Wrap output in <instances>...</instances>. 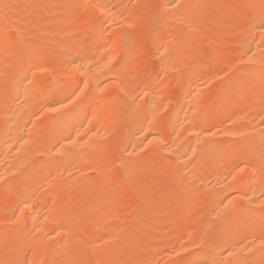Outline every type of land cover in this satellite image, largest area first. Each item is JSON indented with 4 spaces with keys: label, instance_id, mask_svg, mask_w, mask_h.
<instances>
[{
    "label": "rangeland",
    "instance_id": "rangeland-1",
    "mask_svg": "<svg viewBox=\"0 0 264 264\" xmlns=\"http://www.w3.org/2000/svg\"><path fill=\"white\" fill-rule=\"evenodd\" d=\"M120 1L118 2V0L116 1L112 0L114 4L111 2V7L112 6L117 7L115 8L114 12H117L116 14L119 15L116 16V18L119 19L115 18L113 19V21L110 18L103 19L102 16L100 18V15L97 13V10L94 9L92 2H90L89 0H51L50 2L49 0H8V2H6L5 0V2L2 3L5 5L1 4L3 7H1L0 5V9L2 8V10H0L1 11L0 25L4 26V27L0 26L1 29L0 36L2 35L4 36V38L6 37L9 38V39L7 38L6 40L4 39L5 43L3 42V40L0 41V57H1L0 58V69H1L0 70L1 72L0 73L1 76L0 77V104H1L0 105V110H1L0 111V143L3 141V138L7 136L6 134L7 129L10 134L12 132L11 127L14 126L13 130L16 131L17 129L21 128L18 127L19 125L21 126V123L22 126L29 124L28 128L31 127L32 129H29L27 131L30 132L31 130L34 138V139L32 138L31 139L32 142H30L29 138L32 137L31 132L30 135L27 134L28 133L26 131L27 128H25L26 133L24 131L25 133L24 137L26 138V135L30 136V137L27 136L28 139L27 138L26 139L27 142L29 141L31 143V145L27 144L26 142L27 146L25 145V147L23 148L24 150L17 155L18 157L16 156V154L11 153V151L8 152V150L7 152L6 151L0 152L1 153L0 177L3 176L2 179L0 178L1 179L0 180V264H6V263L9 264V262H13L14 264H18V263L26 264L29 263L32 258H34L32 260H34L36 264H46L45 262H48L49 259H50L49 260L50 262H48L49 264H51V262L54 261H55L54 264L56 262L57 264H64V263L65 264H146V263L148 264L150 260L151 261L153 260L152 261L153 264L155 263L174 264L173 262H175V264H180L182 260L183 261L181 262V264H187V261L190 258V256L193 255V252L195 253V251L197 252L198 250L203 249L202 247H206L207 245L211 244V242L220 233L219 231H221L220 228H222L221 226L223 222L229 219L230 220L233 219L234 222L237 223V227L226 232L227 234L226 233L223 234L225 236L222 237H224V239L227 241L229 240L231 242H236V243L239 242L238 243L239 248L240 245L242 246L245 244L246 234L247 231L249 230L251 222L255 218L254 217L255 212L250 213V215L249 214L247 215L246 213L247 215L246 216L245 213L243 214L242 212H237L236 210L238 209L239 205L241 208V204L239 203H242V207L245 205L243 204L245 203V201L242 200H244V198L247 195H251L249 194L250 190L236 193L235 190L230 191L231 188L226 189V193L228 194V196L233 192L234 195L232 194L231 196H229L230 198L228 196H226L227 198L226 197L224 198L225 200L223 202L226 201V203L221 202L224 206L221 203H219L217 200L215 201L217 203H214L215 200L214 196L217 194L220 196L225 191V189H222L223 191L222 192L220 190L221 187L226 185L231 186L233 182H235V180L237 181L239 178L245 179V177L247 178L249 177L248 179L252 177H253L252 179L254 180L257 179L258 181L256 180L255 183L258 184L259 182L261 185V188L259 187L260 185L258 186L259 189L264 191L263 189L264 180L262 181V183L260 182L262 178L264 179V172H263L264 169L262 171V168H264V144H263L264 141L261 143V146L258 147L256 150H253L252 146L250 144L248 145L247 142H245L246 144L242 142L243 140L242 138H245L247 135L254 133L255 130L258 129L257 126H260L259 127L260 129L261 127L262 129H264V66H263L264 55H262V61H261L262 64L260 63L261 66L260 67L256 66L260 64H252L250 62H247L246 59L243 58L244 51L241 46L243 44V41L247 39V37L245 36V34L247 33L244 30H247L250 24L252 22H255L256 16L259 14L260 9L264 6V0H231V1L230 0H209V1L194 0V1H188L185 4H183V6H181L178 9V11H176V13L175 12L171 13L170 11L168 10L166 11L164 9L165 7H163V5L166 3L165 2L166 0L165 1L164 0H128V1L120 0ZM203 2L205 4H203ZM196 3L198 7L194 5ZM204 5L205 7H203ZM192 8H197V9L193 10ZM47 9H50L49 12ZM254 9H256L255 12H253ZM88 10H89L88 12L89 16L87 13ZM120 12H121V16H120ZM123 14H125V16ZM122 16L123 19L124 18L127 19V20L124 19L125 22L122 19ZM89 17L91 18L88 19ZM42 19L44 20L42 21ZM108 20L110 22H108ZM19 22H22L21 26L24 25L23 26L24 28L22 27L23 29H21V27H18V24H20ZM88 22H90L89 26H88ZM38 23L42 25V27L38 25ZM192 26H198V28L196 27L192 28ZM15 27L17 29L20 28L21 30L18 29L17 31ZM155 27L158 28L156 29ZM91 29L96 30V33L91 31ZM193 29L195 30L193 31ZM157 30H158V34H156ZM105 31L106 34H104ZM124 31L125 33H123ZM159 31L161 33H159ZM10 33L13 34V36L11 35L10 37ZM256 33L254 34L255 36H253V39L255 38V40H253L255 42L253 43L256 44L260 43V45L262 43L263 45L264 39L262 38L264 37L262 36L260 37L261 33L260 35H258L259 34L258 32ZM128 34L129 36H127ZM159 35H162V37L160 36L161 37L160 38ZM14 36L16 37V39ZM12 37L14 38V40H12L13 39ZM112 37L115 38L116 41L115 39L113 40ZM245 37L246 39H244ZM107 38H110L109 41L112 39L110 41L111 43H109ZM125 38H127V40ZM259 39L261 40V42ZM101 41L102 43L107 41L109 44L115 45L113 46L114 52L116 51V47H117V51L119 53L117 51L116 52L118 54H116V52L111 53V58L112 59L113 57L115 58L113 59L114 61L112 62V69L115 74L121 77L116 78V80H114V82H110L109 85L108 83L103 84V86L101 84V87H99L101 90H99L98 88L99 98L97 100H94L92 102V105H94L93 103H98V101L100 102V104L99 105L97 104L98 109L95 106L96 104L94 105L95 109H97L96 111L93 109L94 107H92L91 109L92 112L96 114L100 119L96 115L93 116L94 114L91 112L93 114L92 115L90 113L91 111L90 110L89 115L93 116L94 118L92 117L93 118L92 119L89 116V118L85 121L84 126L81 128L82 130L79 129L80 131L78 132L76 131L77 129L73 131L70 130L73 133L74 132L78 134L82 133L83 135H85L84 133L86 132L87 134L88 133L97 134L98 135L96 139L98 144L97 149L100 151H97L96 149L97 152L95 151L94 153L97 154L95 156L92 155L93 152L89 153V150L87 149L84 152V154L87 152L85 154L87 161L83 159L85 158L84 154L83 157H78V156L72 157L71 161L70 159L62 161L61 157L57 156L56 154H55L56 156L53 154L55 157L52 155L49 158V156H46L45 152L43 153L44 150H41L45 145L42 143L46 142L45 139L48 137V134L50 135V132H52V130L56 132L57 129L54 130L52 126L46 124V119L57 118L62 114V111H60V115H59V111L57 113L56 111L47 112L46 109H44L45 108L44 105L46 104V102L50 103L55 99L58 100L62 97L65 98L66 96L71 95L73 94L72 92H74V89L70 88L68 90L61 91V93L60 92L58 93L55 91V85L52 84L51 81L55 77L61 78L62 81L63 79L66 80L67 76L65 74L67 73L68 75L69 72L71 73L70 63H72L71 60L73 59V57L70 60L69 58L71 57L69 56L70 54L73 53V51L77 52L75 54L73 53L75 56L76 54L79 56V57L76 56V58L78 57L77 59L83 58L85 55L88 58L89 57L91 59L93 58L92 60H96L95 62H98V59L96 58L97 56L94 55V51L95 48L98 45H100ZM160 41L162 42L160 43ZM63 43L66 44L67 48L64 47ZM67 44L70 48H68ZM159 44H161L160 47ZM7 45H9V47ZM130 46L131 49L134 51H130ZM138 47L140 48V50L135 49ZM158 48H161V50ZM262 49L264 51V47H262ZM126 50L128 52L130 51V53L132 52L133 55L128 54ZM158 50H160V52H158ZM6 51L8 54L6 53ZM70 51H72V53ZM174 51H178V52L175 54ZM31 52L33 55L31 54ZM171 53H172V57L176 55L175 57L177 59L175 57L171 58ZM261 53L263 54L262 51ZM27 55L30 58L32 56L34 57V58L32 57L33 58L32 60L34 61L35 66L33 65L34 68L30 70L31 71L30 74L35 72H40L39 74H41V76L43 77L42 80L45 79V82H42V84L44 85L41 84L40 85L41 87L39 86V91H38L39 106L36 105V107L37 109L40 110L37 111L35 110L36 108H33L34 111L32 112L31 115L32 117L34 115L35 116L33 118L30 116V121L27 122L24 118V115H21V113H18L17 115L18 111L16 110V115H15L16 123L14 122L13 119L11 123L13 122L12 124L14 125L10 126L9 123L8 124L9 126L8 125L4 126L6 125V123L5 124L3 123L5 122L6 119L5 113L7 114V111H5V106L10 101V99L14 97L13 94H11L13 90L9 91L12 87V83H13L12 79L16 77L15 76L13 78L14 74L16 73L15 70H19L25 65V62H23V60L25 59L24 61H26L28 57ZM166 56L170 58L169 60L170 62L172 59L173 63L172 62L170 63L169 61L168 63L165 62L166 60L164 59L165 58L168 59ZM180 57L182 58L181 60L179 59ZM174 59L176 60V62L174 61ZM163 60L167 64V68H164L166 67V65L165 63H163ZM121 62H123L124 64L126 63V69L124 68V64H122ZM18 66L19 67L22 66V67L19 68ZM42 66L44 67L48 66V67L44 68ZM168 66H170V68L172 67L171 70L170 69L168 70L169 68ZM56 67L57 70L55 69ZM246 69L251 71L254 70L255 76L254 78L243 79V83L245 84L246 88L241 91H237L235 89L236 87L231 86L229 83H231L233 81V78H235L236 76L235 72H237L238 75L239 73L242 72L241 70H246ZM12 71L14 72V74H11L13 73ZM125 71L128 73H125ZM257 71L259 75L257 74ZM60 72L62 75L60 74ZM191 72L195 74L196 72H198L197 73L199 76L198 83L202 84L200 85V88L202 87L203 91L201 90V93H199L198 94L199 96H197V100L193 102L194 105L192 104L193 107L195 108L190 107L191 109L189 110V112L191 113V115L193 114L196 117L202 116L201 118L204 117L208 118L207 119L208 125L206 124L207 127L209 128V126H211L210 130L212 132L219 131L218 133L222 135V138L221 136H219V134L215 135L217 141L214 140L213 138L214 136L212 137L213 140L212 138H209L208 141L210 139L215 143L220 141L222 147L223 144L225 145L223 150L226 151L231 149L229 148L231 144L232 146L235 145V148L233 150L234 152L233 154L235 155V157L233 158V160L226 163V168L223 171H219L217 169H211V171L208 170L212 174L207 173L205 171L209 169L208 166L206 169V165L208 164H205V162L202 164V162L197 160L198 159L197 154L196 156L194 155L195 157L193 156L194 158L190 160L191 162L188 163L189 165H186L187 167L186 168L185 166H182L178 162H176L174 156L163 150L165 148H169L170 145L172 146V142L170 141V139L172 140L174 136L176 137L179 135V137H181V139L185 143H188L190 141L188 137H191V134L190 131H188V127L186 124L183 123L185 127L182 124L180 126L181 128L180 127L178 128L177 126V129L182 130L181 132L177 129L176 132L170 129L174 127L173 124H172L173 126L171 125V114L177 107L180 106V102H182L183 99L182 96L184 94H183V90H181V87H183L182 84L184 83L186 76H188L189 73ZM54 73H56V75ZM58 74H60L61 76H59ZM63 74L66 76L65 78ZM126 74L128 75V79L125 76ZM3 75L5 77L8 76V78L7 77L5 78ZM230 76L233 78H231ZM17 80L20 81V79L18 78ZM81 80H82L81 84L84 86L85 82L83 83V81L86 80H83V78H81ZM116 81L120 85H122L121 82H124V85H126V83H128L129 81V83L126 86L127 88L128 87L130 88L129 89L130 91L128 90L129 93L126 90H123L126 89L125 87L121 89L122 88L121 86H119L118 84L116 85ZM200 81H202V83H200ZM151 82H152L151 87L152 89L154 88L155 94L159 93L155 96L159 95L157 98L158 100H160V102L156 100V103L157 102L159 103H157L158 105H156L157 106L155 110L156 120H154L155 122L154 124L167 127V129L170 131V135L168 133L169 131H167V135H165L166 137L163 141L165 145L162 144L163 143L162 142L161 144L158 143L157 145L159 146H157L155 142H154L155 144L151 143L153 141L143 140L146 137L143 138V136H136L135 134L132 136L133 134L132 132L134 131V126L132 124L131 127H128L130 126L128 125V123L129 122L132 123L133 121L135 122L140 116V114L143 112V108H142L143 104L142 103L140 104L139 101L142 98L141 96L142 94L140 92L141 89L144 88L145 84L147 83L150 84ZM45 83L47 85H45ZM87 83H88L87 85L85 83L84 87H86V89L84 90L88 91L86 93H89V87L91 92L92 85L89 82ZM111 83L114 85H112ZM227 84L228 86H231L230 87L231 89L229 87L228 89L226 88ZM83 86H81L82 88L81 87L80 88L83 89ZM105 86L108 87L106 88ZM156 86L158 87V89H155L157 88ZM105 88L107 91H105ZM215 89L216 91L218 90V92L220 91V93L218 94V92H216ZM80 91L81 90H79V92ZM85 91L83 92V95L75 96V98L78 99L81 97L79 99L81 101L83 96H85ZM133 91L135 93H133ZM130 92L133 94L130 95ZM115 93H118L117 94L118 96ZM106 94L108 95V97H114L115 99L122 96L119 99H117L119 101L114 105L112 111L113 113L109 118L107 117L109 115L108 114L109 110L105 105V100L104 102L101 101L103 100V98L107 97ZM11 95L12 97L10 98ZM137 96L139 97L141 96V97L139 98ZM6 97L10 99H7ZM130 99L132 100V102L130 101ZM216 99L217 100L220 99V100L217 101ZM2 100L4 101V103L2 102ZM79 100H76V102H79ZM135 100L137 101L138 104L134 102ZM42 104L44 105L41 106ZM2 105L3 106L5 105L4 108ZM100 105L102 106L100 107ZM42 109L45 111H43ZM193 109L194 111H192ZM18 110L20 112V109ZM211 111H213V113ZM222 112H224L225 114H223ZM233 115L235 116V118ZM113 118L115 120H113ZM238 118L241 120H239ZM35 119L37 121H35ZM88 120L90 122H88ZM93 120L97 121L95 122L96 124L94 123ZM104 121H106V123H104ZM18 122L19 124H17ZM32 123L33 124L36 123V125L30 126V124L33 125ZM107 123L108 126L106 125ZM181 123L182 122H180L179 124ZM93 124L95 125V128L94 126H92ZM97 124H99L100 127ZM233 124L235 125L234 128H233L234 126ZM229 125L232 128L231 134H229L230 128L227 130V128L230 127ZM96 126L100 130L101 128L106 127L107 130L106 129L105 130L107 132H105L104 129L103 131L97 130ZM33 127L37 128V130H35V128ZM250 127L255 128L254 131ZM92 128L93 130H91ZM129 128L130 129L132 128L131 130L132 134L129 133L130 132ZM152 128L153 129L151 128L150 129L156 130V127L152 126ZM236 128L240 132L237 130L236 131L242 134L240 135L237 134V132L234 131ZM242 128L243 129L250 128L252 131H250V129L249 130L246 129V131L244 130L246 133L243 131L245 133L244 134L243 132H241L243 130ZM151 130H148L146 134L149 135L148 132ZM21 131L22 130H19L18 132ZM58 131L60 133V130ZM227 131L229 133H227ZM67 132L69 133L68 130ZM99 132L102 136L98 134ZM151 132L150 134H152ZM63 133H66V131ZM103 133L104 134L107 133V134L104 135ZM143 134L145 136V133ZM126 135L127 137L129 136L128 139ZM238 135L239 136L243 135V136L240 139ZM253 136L256 137L255 134ZM133 137L137 140L136 141L137 143L135 142V139H133ZM138 139L140 141H138ZM126 140L128 142H125ZM226 140L229 142L228 144L226 143L227 142ZM36 141H38L39 143H37ZM98 141L101 142L102 144H105V141H107L105 146L107 144L108 145L106 147L104 146V148H102L101 150L99 146H103V145H100ZM165 141L168 143H165ZM240 142L243 143L244 145H242ZM128 143H130L131 146ZM148 143L149 145H147ZM1 144H0L1 146L0 151H2ZM198 144L200 145V148L198 147L199 146ZM198 144H197V149H198L197 153L200 151L199 149L202 150L201 146H203L204 142L199 141ZM236 144H238V146ZM214 145L217 146L218 148V145L216 144ZM228 145L230 146L228 147ZM220 146L221 145L219 143V147ZM28 147L31 148L29 149ZM140 147L141 150H139ZM136 148L138 150H136ZM221 148H219V150ZM2 149L5 150V148ZM145 151L147 152V154L145 153ZM7 153H9V155ZM88 153L89 155L87 156ZM21 156L22 158H20ZM94 156L95 159H93ZM138 156H140V158ZM87 157L92 159L93 161L91 160L92 162H90V160ZM196 157L197 159H195ZM260 158H262V160L259 161ZM17 159H20L18 160L19 162L16 161ZM49 159H51L52 161L55 160L53 162L56 163V166L54 165L51 166L52 164L49 165L48 166L49 168L46 167L47 170L46 169L42 170L43 173L41 174V177H39L40 175L38 176L39 179L36 177L37 179L33 178L35 179L33 180L32 175L34 177V174L37 173L39 167L43 166L45 164L44 163L45 160L48 161ZM74 159L76 160L74 161ZM143 159L144 161H142ZM88 160L90 163L88 162ZM226 160H227L226 156H220L218 158V163L225 164ZM66 161L70 163L67 164ZM194 161L196 163L199 162V164L195 166L196 163ZM191 163L192 164L194 163V165L191 166ZM249 163H250V167L254 166L257 163L256 164L257 166L255 165L257 170L255 168L253 169L254 172L248 173L247 169L249 168L248 167ZM8 164H10L11 166L10 168H12L13 166L12 169H14V167L18 168L17 172L15 171L16 169H14V171L10 169ZM69 164L70 165L72 164L71 165L72 167ZM125 164L128 165L127 166L128 168L126 166L124 167ZM240 164L241 165L244 164L242 165L243 169L245 168L244 171L242 170L241 168L242 166ZM245 164L248 168L245 166ZM19 165L22 167H20ZM84 165L85 168L82 167ZM198 165H200L201 168ZM202 165H205V168H203ZM28 167H32V168L26 169ZM184 167L185 169H183ZM195 167H198L197 168L198 172L195 170L196 169ZM77 168H79L80 170L78 169L77 171ZM199 168L203 169L201 170L202 173L199 171ZM8 169H10V171ZM190 169H192L193 171L191 172ZM28 170L29 173H27ZM213 170H215L214 174L212 172ZM240 170H242V172ZM11 171L13 173H11ZM56 171H57V176L55 173ZM75 171L76 173H73ZM194 171H196L197 173L196 179H195V174H193L194 178H192L191 175L192 173H194ZM257 171H260V174L263 172L262 178L259 177L261 176L259 172L256 173ZM7 172H9L10 174ZM23 173L24 175L28 174L27 177L29 178H27L26 175L24 177H26L27 179H31L29 181L27 179L26 180L28 181V184H31L33 188L31 194L32 195L31 201L35 209L37 208L35 210L37 217L40 213L41 215H39L38 218L42 216L41 218L45 220V218L49 219V217L52 215L51 219L56 221V222L53 221L52 226L54 227L48 228L49 230L47 234H45V236H39L35 229L32 230L33 228L32 226H30V224H26L25 228H28V230L27 229L21 230L16 227L17 225L15 223L16 218L22 209L21 204L23 203L22 200L23 198H21L23 196L18 194H23L25 190V188L22 190L23 187L21 185V179L23 180L24 178L22 175ZM69 173L70 175H68ZM48 174L51 176H48ZM117 175H119L120 177ZM13 176H15L16 178H14ZM19 176H21L22 178ZM52 176L54 179H52ZM48 178L52 180L50 181ZM197 179L200 182L196 181ZM91 180H94V182H92ZM221 180L224 182H222ZM2 181L4 182L3 183L4 185L1 183ZM10 181L13 182V183L11 182L12 185L13 184L17 185V186L13 185L14 187L12 186L14 189H16V191L13 192L14 194L12 193L14 189L11 188L12 190L10 191V188H8L10 186L5 187L7 191L5 190L4 187H2L5 186V184L7 185L8 183L10 184ZM65 181L67 183H65ZM251 181L253 182V180ZM215 182H217L218 184L217 186ZM223 183L226 184L224 185ZM77 184L79 186H77ZM228 191L231 193H228ZM252 191L253 193H255L254 192L255 190ZM245 192H247L248 194L247 193L245 194ZM259 193H257L256 191V194ZM235 194H237L236 196L238 198L235 197ZM256 194H254V196ZM224 195L225 194H222V196H220L222 197V200ZM8 197H10L11 199H8ZM175 198L177 199L175 200ZM263 198L264 197L262 196L261 201ZM238 201L239 203H237ZM38 204L41 206H39ZM215 204H217L218 208L216 207ZM260 205L261 208L258 207L259 211L264 208L263 207L264 205L262 204ZM219 210L221 212H219ZM216 213L218 214V216ZM105 218L106 220H108V222L106 221L105 223H100V220ZM50 225L51 224H49L48 227ZM64 227H66V229L68 227L69 228L67 230H63L65 229ZM13 228L17 231L16 233L13 230ZM19 232H21L22 234H18ZM261 233H263L264 235V223L261 224V228L258 232V241L260 242L263 241L262 244L260 245L259 248H256V250L254 249V251L252 250V252H250L249 254L247 255L244 254L246 255L245 258L246 257L248 258L246 262L247 264L248 263L264 264V260L263 259L261 260V258L259 257L261 255V257L264 258V252H262V250H264L263 249L264 236L262 238ZM59 236L60 238L65 236V238H62L60 240ZM56 237H58L59 239H57ZM241 239L244 242L243 241L241 242ZM54 240L56 242H54ZM61 241L64 242L60 244ZM28 242L30 244L26 248ZM57 242L59 244H56ZM54 244L57 246V248L55 247ZM64 244L65 246H63ZM149 245H154L151 251L147 250ZM236 250H237L236 253L235 250L232 251L233 256L224 255V254H222L221 256L219 254L218 255L219 257L215 258L216 261L218 259L217 264H231L232 262H233L232 264L244 263L246 261L244 256L243 259L245 260H243L242 262H240L241 260H238L240 257L238 255H240L241 253L243 255V252H240V250L237 248ZM56 252H57L56 254L57 256L56 255L54 256ZM37 255L39 257H37ZM51 255H52V259H51ZM235 255L237 257H235ZM222 257L224 259H222ZM57 258H60V260L58 259L59 260L58 261ZM241 258L242 257H240V259ZM227 259L230 260L227 261ZM250 259H252V261ZM24 260L26 263L24 262ZM38 260H40L39 263H37Z\"/></svg>",
    "mask_w": 264,
    "mask_h": 264
},
{
    "label": "bare ground",
    "instance_id": "bare-ground-1",
    "mask_svg": "<svg viewBox=\"0 0 264 264\" xmlns=\"http://www.w3.org/2000/svg\"><path fill=\"white\" fill-rule=\"evenodd\" d=\"M51 0H49V2H50ZM90 2H92V4H93V7H94V9H96L97 10V13L100 15V18H101V16L103 17V19L105 18V19H108V18H110V19H112V21H113V19H115L116 18V16L118 15V14H116L117 12H114V10H115V8H117V7H114V6H112L111 7V2H112V0H89ZM114 1V0H113ZM116 1V0H115ZM120 0H118V2H119ZM128 1V0H127ZM165 1V0H164ZM188 1H194V0H166L165 2V6L163 5V7H165L164 9L167 11H170L171 13H173V12H175L176 13V11H178V9L181 7V6H183V4H185L186 2H188ZM207 1H209V0H207ZM231 1V0H230ZM229 1V2H230ZM5 2V0H0V5L2 4V3H4ZM6 2H8V0H6ZM12 2V1H11ZM199 2V1H198ZM254 2V1H253ZM43 3V2H42ZM86 3H87V1H86ZM113 4H114V2H112ZM120 3H121V1H120ZM125 3V2H124ZM123 3V4H124ZM192 3H194V2H192ZM210 3V2H209ZM231 3V2H230ZM122 4V5H123ZM203 4H205L204 2H203ZM212 4V3H211ZM224 4V3H223ZM260 4V3H259ZM2 5H5V4H2ZM1 5V7H3ZM194 5H196L197 6V3L196 4H194ZM213 5V4H212ZM226 5V4H225ZM207 6V5H206ZM114 7V8H113ZM194 7V6H193ZM198 7V6H197ZM201 7H202V5H201ZM203 7H205V5L203 6ZM217 7V6H216ZM219 7V6H218ZM221 7H222V5H221ZM260 7V6H259ZM190 8H191V6H190ZM120 9V8H119ZM163 9V8H162ZM193 10L194 9H197V8H192ZM191 9V10H192ZM210 9V8H209ZM253 9V8H252ZM0 10H2V8L0 9ZM48 10V12H49V10L50 9H47ZM95 10V11H96ZM91 11V10H90ZM256 11V9H254L253 10V12H255ZM1 12V11H0ZM89 12V10L87 11V13ZM124 12V11H123ZM61 13V12H60ZM119 13V12H118ZM141 13V12H140ZM43 14V13H42ZM45 14H46V12H45ZM63 14V13H62ZM93 14V13H92ZM250 14V13H249ZM258 14V13H257ZM124 16H125V14H123ZM127 15V14H126ZM141 15V14H140ZM88 16H89V13H88ZM119 16V15H118ZM120 16H121V12H120ZM133 16V15H132ZM3 17V16H2ZM1 18V17H0ZM87 18V17H86ZM91 17H89L88 19H90ZM93 18V17H92ZM121 18V17H120ZM127 18V17H126ZM3 19V18H2ZM82 19V18H81ZM109 19V20H110ZM116 19H119V18H116ZM122 19H123V16H122ZM125 19V18H124ZM123 19V20H124ZM163 19V18H162ZM44 19H42V21H43ZM108 20V22H110ZM125 20H127V19H125ZM125 20H124V22H125ZM1 21V20H0ZM116 21V20H115ZM162 21V20H161ZM122 22V21H121ZM124 22H123V24H124ZM127 22V21H126ZM5 23V22H4ZM20 24H18V27H21V29H23L24 27V25L23 26H21V24H22V22H19ZM89 23L90 22H88V26H89ZM95 23V22H94ZM198 23V22H197ZM196 23V24H197ZM253 23H255V24H253ZM42 24V23H41ZM43 24H44V22H43ZM121 24V23H120ZM131 24V23H130ZM164 24V23H163ZM162 24V25H163ZM252 24V25H251ZM250 24V26L247 28V30H244L247 34H245V36L247 37V39H246V37L244 38V39H246V40H244L243 41V44L241 45L242 46V48H243V51H244V57L243 58H245L246 59V61L247 62H250V63H252V64H262V55H264V51H263V49H262V47H264V42H263V40H262V42H263V45H262V43H261V45H260V43L259 44H256V43H253V42H255V41H253V40H255V38L253 39V36H255L254 34L256 33V32H258L259 34L258 35H260V33H261V35H260V37L262 36V37H264V6L260 9V11H259V14L256 16V18H255V22H252ZM38 25H40L39 23H38ZM128 25V24H127ZM126 25V26H127ZM160 25V24H159ZM0 26H3V25H0ZM41 27H42V25H40ZM108 26H109V23H108ZM121 26V25H120ZM119 26V27H120ZM131 26V25H130ZM133 26V25H132ZM156 26H158V25H156ZM200 26V25H199ZM4 27V26H3ZM2 27V28H3ZM23 27V28H22ZM98 27V26H97ZM111 27H112V25H111ZM163 27V26H162ZM193 27H196V28H198V26H192V28ZM16 28V27H15ZM88 28V27H87ZM92 28V27H91ZM95 28H96V25H95ZM95 28H93V29H95ZM129 28H131V27H129ZM156 29L158 28V27H155ZM195 28V29H196ZM17 29V28H16ZM18 29H20V28H18ZM18 29H17V31H18ZM20 29V30H21ZM93 29H91V31H93V32H95L96 33V30H93ZM110 29V28H109ZM195 29H193V31L195 30ZM1 30V29H0ZM3 30V29H2ZM4 30H6V29H4ZM101 30V29H100ZM108 30V29H107ZM127 30V29H126ZM125 30V31H126ZM160 30V29H159ZM197 30V29H196ZM13 31V30H12ZM11 31V32H12ZM111 31V30H110ZM110 31H109V33H110ZM125 31L123 32V33H125ZM163 31V30H162ZM170 31V30H169ZM8 32H10V31H8ZM87 32V31H86ZM6 33V32H5ZM13 33V32H12ZM94 33V34H95ZM127 33H128V31H127ZM159 33H161L160 31H159ZM170 33V32H169ZM104 34H106V31L104 32ZM103 34V35H104ZM156 34H158V30H157V32H156ZM179 34V33H178ZM257 34V33H256ZM11 35L13 36V34H11L10 33V37H11ZM86 35H87V33H86ZM91 35H92V32H91ZM96 35V34H95ZM126 35V34H125ZM162 35H163V33H162ZM162 35H159V37L161 36L162 37ZM109 36V35H108ZM118 36V35H117ZM127 36H129V34L127 35ZM126 36V37H127ZM192 36V35H191ZM190 36V37H191ZM257 36V35H256ZM15 37V36H14ZM101 37V36H100ZM160 37V38H161ZM258 37V36H257ZM8 37H6V38H4V36H0V41H2L3 40V42H4V39L6 40ZM13 38V37H12ZM158 38V37H157ZM184 38H185V36H184ZM9 39V38H8ZM15 39H16V37H15ZM104 39V38H103ZM108 39V41H109V39L110 38H107ZM112 39L114 40L115 38H113L112 37ZM111 39V40H112ZM126 40H127V38H125ZM129 39V38H128ZM159 39V38H158ZM182 39V38H181ZM261 39V38H260ZM259 39V40H260ZM262 39H264V38H262ZM12 40H14V38L12 39ZM110 40V41H111ZM258 40V41H259ZM68 41V40H67ZM109 41V43H111ZM115 41H116V39H115ZM132 41V40H131ZM135 41V40H134ZM104 42V41H103ZM118 42V41H117ZM162 41H160V43H161ZM260 42H261V40H260ZM5 43V42H4ZM14 43V42H13ZM107 41L106 42H104V43H102V41H101V43H100V45H98L96 48H95V51H94V55L95 56H97L96 58L98 59V62H95L96 60H92L90 57V59L87 57V56H85L84 55V57L83 58H80V59H77L79 56L76 54V56H78L77 58H76V56L74 55L75 53H77V52H74L73 51V53H72V51H70L72 54H70V56L69 57H71V58H69L70 60L72 59V57H73V59L71 60V62L72 63H70V65H71V73L69 72V74L67 75V73L65 74L66 76H67V78H66V80L65 79H63V77H62V79H63V81L61 80V78H59V77H55L52 81H51V83L52 84H54L55 85V91L56 92H60L61 93V91H65V90H68V89H70V88H73L74 89V92H72L73 94H71V95H68V96H66L65 98H60V99H55L54 101H52V102H50V103H48V102H46V104L44 105V104H42L41 106H45V108L44 107H42V108H44V109H46V111L47 112H52V111H56V113L59 111V115H60V111H62V114L59 116V117H57V118H47L46 119V124H49L50 126H52V128H54V130H56L57 129V131L55 132V131H53L52 130V132H50V135L48 134V137L45 139L46 140V142H43L42 144H45L44 146H43V148L41 149V147H40V149L41 150H44L43 151V153L45 152L46 153V156H49V158L54 154H56L57 156H60L61 157V159H62V161H65V160H68V159H70V161L72 160V157H74V156H78V157H83V154H84V152L88 149L89 150V153H91V152H93V154L92 155H95L96 156V154L97 153H94L95 151H96V149H97V146H98V144H97V134H93V133H88L87 134V132L86 133H84L85 135H83L82 133V135L81 134H78V133H73V132H71V131H73V130H75V129H77L76 131L78 132V131H80L79 129H81L83 126H84V123H85V121L89 118V114L92 112V107H94L93 109L96 111L97 109H98V106H97V104L99 105L100 104V102L98 101V103H93L96 107H97V109H95V106L94 105H92V102L94 101V100H97L98 98H99V94H98V88L99 87H101V84H102V86H103V84H105V83H108V85H109V83L110 82H114V80H116V78H118V77H121V76H118L117 74H115L114 72H113V69H112V62L114 61L113 59H115L114 57H113V59L111 58V53H113L114 52V48H113V46H115V45H112V44H109ZM159 43V42H158ZM64 44V47L65 48H67L66 47V44L65 43H63ZM70 44V43H69ZM168 44V43H167ZM173 44V43H172ZM3 45V44H2ZM6 45V44H5ZM74 45V44H73ZM129 45V44H128ZM141 45V44H140ZM139 45V46H140ZM160 45L161 44H159V47H160ZM162 45H163V43H162ZM8 47H9V45H7ZM67 46H68V44H67ZM134 46H136V45H134ZM138 46V45H137ZM174 46V45H173ZM40 47V46H39ZM60 47V46H59ZM63 47V48H64ZM127 47V46H126ZM158 47V46H157ZM156 47V48H157ZM162 47V46H161ZM7 48V47H6ZM14 48V47H13ZM68 48H70L69 46H68ZM72 48V47H71ZM93 48V47H92ZM142 48V47H141ZM165 48V47H164ZM261 48V49H260ZM5 49V48H4ZM90 49V48H89ZM129 49V48H128ZM127 49V50H128ZM133 49H134V47H133ZM136 50L137 49H139L140 50V48L138 47V48H135ZM158 49H160L161 50V48H158ZM163 49V48H162ZM168 49V48H167ZM171 49H174V48H171ZM8 50V49H7ZM68 50V49H67ZM126 50V51H127ZM135 50V51H136ZM160 50H158V52H160ZM116 51H117V47H116ZM115 51V52H116ZM130 51H134V50H132L131 49V46H130ZM130 51L128 52V54H132V52L130 53ZM242 51V52H243ZM261 51L263 52V54L261 53ZM114 52V53H115ZM118 52V51H117ZM116 52V54H118ZM137 52V51H136ZM163 52V51H162ZM166 52V51H165ZM175 52V54L178 52V51H174ZM180 52V51H179ZM6 53H7V51H6ZM5 53V54H6ZM30 53V52H29ZM81 53V52H80ZM86 53V52H85ZM93 53V52H92ZM138 53V52H137ZM167 53V52H166ZM170 53V52H169ZM181 53V52H180ZM8 54V53H7ZM31 54H32V52H31ZM91 54V53H90ZM115 54V55H116ZM164 54V53H163ZM163 54H162V56H163ZM14 55V54H13ZM33 55V54H32ZM31 55V56H32ZM72 55V56H71ZM75 56V58H74V56ZM79 55H81V54H79ZM129 55V56H130ZM133 55V54H132ZM3 56V55H2ZM28 56V55H27ZM117 56V55H116ZM176 55H174L173 57H175ZM194 56V55H193ZM33 57V56H32ZM30 58L29 56L27 57V59H26V61H24L23 60V62H25V65L21 68V67H19V68H21V69H19V70H15L16 71V73L14 74V72L13 73H11V74H14V76H13V78L15 79H12L13 80V83H12V87H11V89L9 90V91H12L11 92V94H13V96L14 97H12V95L10 96V98H7V99H10V101L6 104V106H5V111H7V114L5 113V116H6V119H5V122H3L4 124L6 123V125H4V126H7L9 123H10V126L11 125H14V124H12L11 123V121H13V119H14V122H15V115H16V110L18 111L17 112V115H18V113H21V115H24V118H25V120H26V122L27 121H30V116L32 117V112L34 111V109L33 108H36L35 110H37V111H39L40 109H37V107H36V105H38L39 106V102H38V97H39V95H38V91H39V86L42 84V82H45V79H43L42 80V76H41V74H39L40 72H35V73H31L30 74V70L31 69H33L34 67H33V65H34V61L32 60L33 58ZM87 57V58H86ZM167 57V56H166ZM172 57V53H171V58H173ZM264 57V56H263ZM1 58V57H0ZM132 58V57H131ZM163 58H164V56H163ZM168 58V57H167ZM176 58V57H175ZM112 59V60H111ZM162 59V58H161ZM177 59V58H176ZM180 60L182 59L181 57L179 58ZM36 60V59H35ZM123 60V59H122ZM164 60H166L165 62H167L168 63V61L170 60V58H168V59H164ZM164 60H163V63H165L164 62ZM125 61H126V58H125ZM134 61V60H133ZM174 61L176 62V60L174 59ZM170 62V61H169ZM171 62L173 63V60L171 59ZM170 62V63H171ZM174 62V63H175ZM122 64H124L123 62H121ZM134 63V62H133ZM132 63V64H133ZM44 64V63H43ZM261 64L260 65H256V66H261ZM125 65V64H124ZM165 65H166V67H164V68H167V64L165 63ZM171 65V64H170ZM35 66V65H34ZM115 66H116V63H115ZM172 66V65H171ZM263 66H264V64H263ZM42 67H44V66H42ZM45 67H48V66H45ZM44 67V68H45ZM169 68H168V70L170 69L171 70V68H170V66H168ZM40 68V67H39ZM119 68H120V66H119ZM131 68V67H130ZM130 68H129V70H130ZM246 68V67H245ZM17 69V68H16ZM42 69V68H41ZM40 69V70H41ZM56 70H57V67L55 68ZM111 69H112V71H111ZM244 69V68H243ZM1 70V69H0ZM14 70V69H13ZM35 70V69H34ZM48 70V69H47ZM46 70V71H47ZM60 70V69H59ZM129 70H128V72H129ZM240 70V69H239ZM254 70H255V68H254ZM254 70L253 71H251V70H248V69H246V70H241V71H239V72H241V73H239L238 75H237V72H235V75L237 76H235V78H233V77H231V78H233V81L231 82V83H229L231 86H235L236 88V90L237 91H241V90H243V89H245L246 88V86H245V84L243 83V79H249V78H254V76H255V74H254ZM18 71V72H17ZM37 71V70H36ZM260 71V70H259ZM42 72H43V70H42ZM55 72V71H54ZM59 72V71H58ZM128 72H126L125 71V73H128ZM169 72V71H168ZM167 72V73H168ZM203 72V71H202ZM1 73V72H0ZM138 73V72H137ZM198 72H196V74L195 73H189V75L188 76H186V78H185V80H184V83L182 84L183 85V87H181V90H183V99H182V102H180V106L179 107H177L174 111H173V113L171 114V125L173 124L174 125V127L172 128V129H170V130H174L175 132H176V129H177V126H178V128L184 123V124H186L187 125V127H188V131H190V134H191V137H188L189 139H190V141L188 142V143H185V142H183V140L181 139V137H179V135L178 136H174V138L171 140L170 139V141L172 142V146L170 147L169 146V148H165V149H163V150H165L167 153H169V154H171L172 156H174L175 157V161L176 162H178L180 165H182V166H185L186 167V165H189L188 163L189 162H191L190 160L192 159V158H194L195 156H196V154L198 155V159H197V157L195 158V159H197V160H199L200 162H202V164L205 162V164H208V165H206V169H207V166H208V168L209 169H207V170H205L207 173H210V174H212L210 171H211V169H217V170H219V171H223L225 168H226V163L227 162H229V161H231V160H233V158L235 157V155L233 154L234 152H233V150H234V148H235V145L234 146H232V144H231V146L230 145H228V147L229 148H231V149H229V150H223V148H224V144H223V147H222V144H221V142L219 141V142H214V141H212L213 140V138H214V140L215 141H217L216 140V138H215V135H217V134H219L217 131H214V132H212L211 130H210V128H211V126H209V128L207 127V125H208V118H206V117H204V118H201V117H196L195 115H191V113L189 112V110L193 107V105H194V101H196L197 100V96H199L198 94L199 93H201V90L203 91V88L201 89L200 88V85H202V84H199L198 83V78H199V76H198V74H197ZM55 75H56V73H54ZM53 74V75H54ZM60 74H61V72H60ZM60 74H58L59 76H61ZM124 74V73H123ZM165 74H166V72H165ZM201 74V73H200ZM257 74H258V71H257ZM257 74H256V76H257ZM7 75V74H6ZM64 74H63V76H64V78L66 77ZM134 75V74H133ZM202 75V74H201ZM233 75V74H232ZM259 75V74H258ZM4 76V75H3ZM11 76V75H10ZM126 77H127V79H128V75L126 74L125 75ZM124 76V77H125ZM207 76V75H206ZM205 76V77H206ZM1 77V76H0ZM5 77V76H4ZM7 78H8V76H6ZM5 77V78H6ZM12 77V76H11ZM17 78L18 79H20V81L19 80H17ZM81 78H83V80H86V81H83V83L85 82L86 83V85L88 84L87 82H89L91 85H92V91L90 92V87H89V93H86V92H88V91H85L84 89H86V87H84L85 86V83H84V86L81 84L82 83V80H81ZM206 79V78H205ZM229 79V78H228ZM228 79H225V80H228ZM1 80H4V79H1ZM64 80H65V82H64ZM132 80V79H131ZM230 80V79H229ZM242 80V81H241ZM50 81V80H49ZM117 81H118V79H117ZM117 81H116V85L119 83V81H118V83H117ZM123 81V80H122ZM24 82H26V83H24ZM64 82V83H63ZM205 82V81H204ZM227 82H230V81H227ZM256 82V81H255ZM47 83H50V82H47ZM128 83H129V81H128ZM128 83H126V85H124V82H121V84L123 85H120V84H118L119 86H121L122 88L121 89H123L124 87L126 88V89H123V90H126L127 92H128V90L130 89L129 87L127 88L126 86H127V84ZM200 83H202V81H200ZM112 84V83H111ZM133 84V83H132ZM131 84V85H132ZM148 84V85H147ZM147 84H145V86H144V88H142L141 89V96H142V98H141V100H139L140 101V104L142 103L143 105H142V108H143V112L140 114V116L138 117V119L136 120L135 118L137 117H135L134 119L136 120L135 122L133 121L132 123H128V125H130V126H128V127H131V125L133 124V126H134V131L132 132L131 130H132V128L130 129L129 128V130H130V134H132V136L135 134L136 136H143V138L144 137H146L145 139H143V140H150V141H153V142H151V143H156V145L159 143V144H161L163 141H164V139H165V135H167V131H169L168 129H167V127H163V126H160V125H157V124H154L155 122H154V120H156V118H155V110H156V108H157V106L156 105H158L157 103H159L160 102V100H158V96H155V95H157V94H159V93H157V94H155V92H154V88L152 89V87H151V84H152V82L149 84V83H147ZM42 85H44V84H42ZM45 85H47L46 83H45ZM112 85H114V84H112ZM155 85V84H154ZM224 85V84H223ZM81 86H83V89H81L82 87ZM205 86V85H204ZM215 86H217V85H215ZM231 86H228V84H227V86H226V88L228 89V87L230 88ZM4 87V86H3ZM41 87V86H40ZM50 87V86H49ZM52 87H53V85H52ZM81 87V88H80ZM106 87V86H105ZM108 87V86H107ZM106 87V88H107ZM138 87V86H137ZM157 87V86H156ZM106 88H105V91H107L106 90ZM112 88V87H111ZM110 88V89H111ZM132 88V87H131ZM135 88V87H134ZM139 88H140V85H139ZM207 88V87H206ZM234 88V87H233ZM4 89V88H3ZM44 89H45V87H44ZM104 89V88H103ZM137 89V88H136ZM135 89V90H136ZM155 89H158V87L157 88H155ZM163 89V88H162ZM165 89V88H164ZM205 89V88H204ZM231 89V88H230ZM2 90V89H1ZM79 90H81L80 92H79ZM99 90H101L100 88H99ZM220 90V89H219ZM225 90V89H224ZM257 90V89H256ZM15 91V92H14ZM85 91V96H83V98H82V100L80 101L79 99L81 98H78V99H76L75 98V96H81V95H83V92ZM103 91V90H102ZM109 91V90H108ZM112 91V90H111ZM130 91V90H129ZM139 91V90H138ZM157 91V90H156ZM215 91H216V89H215ZM115 92V91H114ZM117 92V91H116ZM125 92V91H124ZM164 92V91H163ZM216 92H218V90L216 91ZM15 93V94H14ZM102 93V92H101ZM126 93V92H125ZM129 93V92H128ZM133 93H135L134 91H133ZM133 93H131L130 92V95L131 94H133ZM162 93V92H161ZM207 93V92H206ZM220 93V91L218 92V94ZM79 94V95H78ZM116 95L118 94V93H115ZM164 94V93H163ZM217 94V95H218ZM107 95V94H106ZM114 95V94H113ZM9 96V95H8ZM118 96V95H117ZM129 96V95H128ZM140 96V97H141ZM161 96V95H160ZM203 96V95H202ZM120 97H122V96H120ZM119 97V98H120ZM137 97H139V96H137ZM139 97V98H140ZM201 97V96H200ZM119 98H114V97H108V95H107V97L106 98H103V100H101V101H103L104 102V100H105V105L107 106V108H108V110H109V115L107 116L108 118L112 115V111H113V107H114V105L116 104V103H118V101L119 100H117V99H119ZM162 98V97H161ZM202 98V97H201ZM3 99V98H2ZM137 99V98H136ZM160 99V98H159ZM4 100V99H3ZM2 100V102L4 103V101ZM76 100H79V102H76ZM156 100H158L159 102H157L156 103ZM217 100V99H216ZM215 100V101H216ZM220 100V99H219ZM219 100H217V101H219ZM130 101L132 102V100L130 99ZM216 101V102H217ZM41 102V101H40ZM131 102H129V103H131ZM134 102H136V104H138L137 103V101L135 100ZM44 103V102H43ZM101 104H103V103H101ZM125 104V103H124ZM127 104V103H126ZM134 104V103H133ZM193 104V105H192ZM213 104H215V103H213ZM1 105V104H0ZM118 105V104H117ZM217 105V104H216ZM3 106V105H2ZM4 106H3V108H4ZM41 106H40V108H41ZM102 105H100V107H101ZM196 106V105H195ZM263 106V105H262ZM131 107V106H130ZM133 107H135V106H133ZM191 107V108H190ZM213 107V106H212ZM3 108H1V109H3ZM6 108H7V110H6ZM39 108V107H38ZM104 108V107H103ZM193 108H195V107H193ZM214 108V107H213ZM18 109H20V112H19V110ZM32 109V110H31ZM132 109V108H131ZM43 110V109H42ZM91 110V111H90ZM123 110V109H122ZM142 110V109H141ZM173 110V109H172ZM204 110V109H203ZM208 110V109H207ZM263 110V109H262ZM1 111V110H0ZM43 111H45V110H43ZM89 111H90V113H89ZM94 111V112H95ZM104 111V110H103ZM192 111H194V109L192 110ZM199 111V110H198ZM201 111V110H200ZM209 111V110H208ZM214 111V110H213ZM213 111H211L212 113H213ZM215 111H216V109H215ZM138 112V111H137ZM23 113V114H22ZM55 113V112H54ZM54 113H52V114H54ZM93 113V112H92ZM91 113V114H92ZM105 113V112H104ZM223 114H225L224 112H222ZM231 113V112H230ZM46 114V113H45ZM44 114V115H45ZM94 114V113H93ZM92 114V115H93ZM208 114V113H207ZM219 114H221V113H219ZM236 114V113H235ZM234 114V115H235ZM57 115V114H56ZM96 114H94L93 116H95ZM205 115V114H204ZM233 115V116H234ZM35 116V115H34ZM33 116V117H34ZM93 116H90V118H92ZM97 116V115H96ZM210 116H211V114H210ZM210 116H209V118H210ZM223 116V115H222ZM225 116V115H224ZM232 116V115H231ZM238 116V115H237ZM261 116H263V115H261ZM14 117V118H13ZM16 117H19V116H16ZM32 117V118H33ZM50 117V116H49ZM55 117V116H54ZM98 117V116H97ZM207 117H208V115H207ZM21 118V117H20ZM19 118V119H20ZM44 118V117H43ZM94 118V117H93ZM92 118V119H93ZM96 118V117H95ZM99 118V117H98ZM155 118V119H154ZM224 118V117H223ZM234 118H235V116H234ZM237 118V117H236ZM241 118V117H240ZM28 119V120H27ZM37 119V118H36ZM35 119V121H37ZM97 119V118H96ZM100 119V118H99ZM106 119V118H105ZM212 119V118H211ZM230 119H232V118H230ZM229 119V120H230ZM239 119V118H238ZM243 119V118H242ZM34 120V119H33ZM113 120H115L114 118H113ZM112 120V121H113ZM133 120V119H132ZM210 120V119H209ZM236 120V119H235ZM239 120H241V119H239ZM245 120V119H244ZM18 121H20V120H18ZM40 121V120H39ZM41 121H43V120H41ZM94 121V123L95 122H97V121H95V120H93ZM213 121H214V119H213ZM216 121V120H215ZM24 122V121H23ZM25 122V123H26ZM88 122H90L89 120H88ZM99 122V121H98ZM165 122V121H164ZM180 122H182L181 124H179ZM219 122V121H218ZM217 122V123H218ZM221 122V121H220ZM223 122V121H222ZM16 123V122H15ZM37 123V122H36ZM36 123L35 124H33V125H31L30 124V126H35L36 125ZM40 123V122H39ZM100 123V122H99ZM104 123H106V121H104ZM212 123V122H211ZM214 123V122H213ZM236 123H238V122H236ZM17 124H19V122L17 123ZM91 124V123H90ZM96 124V123H95ZM178 124V125H177ZM184 124H183V126H184ZM207 124V125H206ZM220 124H222V123H220ZM41 125V124H40ZM98 126H99V124H97ZM107 126H108V123L106 124ZM172 125V126H173ZM206 125V126H205ZM211 125V124H210ZM232 125V124H231ZM234 125V124H233ZM2 126V125H1ZM9 126V125H8ZM27 126V127H26ZM28 126H29V124H27V125H23L22 126V123H21V126L19 125L18 127H21V128H19V129H17L16 127V131L15 130H13L14 128V126H12L11 128V130H12V134L10 133L9 134V131H8V129H7V132H6V134H7V136H5L4 138H3V141L0 143L1 145H2V148H5V150L4 149H2L1 148V150L2 151H0V152H3V151H6L7 152V150H8V152L9 151H11V153H14V154H16V156L18 155V154H20L24 149V147H25V145H26V142H27V139H28V137H30V136H28V135H26V138L24 137V134L26 133V131L27 130H29V129H32L31 127L30 128H28ZM38 126H39V124H38ZM50 126H48V127H50ZM92 126H94V128H95V125L93 124ZM152 126H154V127H156V130L154 129V130H151V129H153L152 128ZM170 126V125H169ZM168 126V127H169ZM171 126V127H172ZM213 126V125H212ZM223 126V125H222ZM226 126V125H225ZM224 126V127H225ZM230 126V125H229ZM237 126V125H236ZM97 127V126H96ZM100 127V126H99ZM105 127V126H104ZM170 127V128H171ZM185 127V126H184ZM235 127V125L233 126V128ZM258 127V129H256L255 130V132L254 133H251V134H249V135H247L245 138H242L243 140H242V142H244V144H246L245 142H247L248 143V145L250 144L251 146H252V149L253 150H256L258 147H260L261 146V143L264 141V129H262V127H261V129L259 128L260 126H257ZM9 128V127H8ZM25 128H27L26 129V131H25ZM33 128H35V127H33ZM44 128V127H43ZM51 128V129H52ZM87 128V127H86ZM151 128V129H150ZM181 128V127H180ZM230 128V133L227 131V133H229V134H231V126L230 127H228L227 128V130ZM251 128V127H250ZM250 128H242L243 130L241 131V132H243L244 130L246 131V129H250ZM2 129H4V128H2ZM10 129V128H9ZM90 129V128H89ZM103 129L105 130H107V128L105 127V128H101V130L100 129H98V127H97V130H99V131H103ZM109 129V128H108ZM226 129V128H225ZM224 129V130H225ZM251 129H253V131H254V129L255 128H251ZM250 129V131H252ZM19 130H22L21 132H18ZM35 130H37V128H35ZM58 130H60V133H59V131ZM67 130L69 131V133L67 132ZM71 130V131H70ZM82 130V129H81ZM91 130H93V128L91 129ZM96 130V129H95ZM96 130V131H97ZM105 130V132H107ZM148 130H151V131H155L154 133L153 132H151V131H149L148 133H149V135L148 134H146L147 133V131ZM177 130H179L180 132L182 131V130H180V129H177ZM234 130V129H233ZM237 130V128L234 130V131H236ZM3 131V130H2ZM13 131H14V133H13ZM24 131H25V133H24ZM62 131V132H61ZM66 131V133H63V132H65ZM87 131H88V129H87ZM125 131V130H124ZM226 131V130H225ZM237 131H239V130H237ZM236 131V132H237ZM244 131V132H245ZM28 133L27 134H29L30 135V132H31V135H32V137L31 138H29V140H30V142H32L31 141V139L33 138V133H32V131L30 130V132L29 131H27ZM47 132V131H46ZM55 132V133H54ZM132 132V133H131ZM150 132L152 133V134H150ZM173 132V131H172ZM236 132H235V134H236ZM240 132V131H239ZM243 132V133H244ZM68 133V134H67ZM80 133V132H79ZM95 133V132H94ZM143 133H145V136H144V134ZM169 133V135H170V131L168 132ZM246 133V132H245ZM244 133V134H245ZM34 134H35V132H34ZM36 134H37V132H36ZM98 134H100V132L98 133ZM104 134V133H103ZM107 133H105L104 135H106ZM176 134V133H175ZM177 134H178V131H177ZM180 134V133H179ZM187 134V133H186ZM189 134V135H190ZM234 134V133H233ZM237 134H242V133H238L237 132ZM256 135V137H254L253 135ZM101 135V134H100ZM238 135V137L241 139V137L243 136H239ZM28 136V137H27ZM36 136V135H35ZM102 136V135H101ZM131 136V137H132ZM214 136V137H213ZM219 136H221V138H222V135H220L219 134ZM227 136H229V135H227ZM234 136V135H233ZM126 137H127V135H126ZM125 137V138H126ZM173 137V136H172ZM183 137H185V136H183ZM213 137V138H212ZM1 138H2V136H1ZM99 138V137H98ZM103 138H104V136H103ZM122 138H124V137H122ZM129 138V136L127 137V139ZM140 138V137H139ZM171 138V137H170ZM209 138H212V140L210 139L209 141H208V139ZM223 138H224V135H223ZM34 139V138H33ZM132 139V138H131ZM133 139H135L134 137H133ZM141 139V138H140ZM184 139V138H183ZM239 139V140H240ZM26 140V141H25ZM107 140V139H106ZM220 140V139H219ZM100 141V140H99ZM98 141V143H100V145H103V146H99V148L102 150V148H104V146H105V144H106V142L107 141H105V144H102L101 142H99ZM120 141V140H119ZM129 141H132V140H129ZM137 140L135 139V142H136ZM138 141H140L139 139H138ZM149 141V142H150ZM187 141V140H186ZM199 141H202V142H204V144H203V146H201V148H202V150L201 149H199L200 151L197 153V151H198V149H197V144L199 143ZM211 141V142H210ZM223 141H224V139H223ZM227 141V140H226ZM231 141V140H230ZM29 142V141H28ZM27 142V144H30L31 145V143L29 142L28 143ZM37 143H39L38 141H36ZM103 142V141H102ZM125 142H128L127 140L125 141ZM135 142H133V143H135ZM142 142V141H141ZM170 142V143H171ZM210 142V143H209ZM239 142V141H238ZM237 142V143H238ZM104 143V142H103ZM137 143V142H136ZM154 143V144H155ZM165 143H168V142H166L165 141ZM214 143V144H216V145H218V148H217V146H215L214 144V146L212 145V144ZM218 143V144H217ZM219 143H220V147H219ZM225 143V142H224ZM227 144L229 143L228 141L226 142ZM231 143V142H230ZM235 143H236V141H235ZM241 143V142H240ZM129 145H130V143H128ZM132 144V143H131ZM141 144V143H140ZM162 144H164V142L162 143ZM226 144V145H227ZM239 144V143H238ZM238 144H236L237 146H238ZM242 145H244L243 143H241ZM240 144V145H241ZM264 144V143H263ZM263 144H262V146H263ZM24 145V146H23ZM29 145V146H30ZM108 145V144H107ZM106 145V146H107ZM136 145V144H135ZM143 145V144H142ZM146 145V144H145ZM147 145H149V143L147 144ZM155 145V146H156ZM165 145V144H164ZM199 145V144H198ZM27 146V145H26ZM105 146V147H106ZM131 146V145H130ZM144 146V145H143ZM157 146H159V145H157ZM161 146V145H160ZM168 146V145H167ZM166 146V147H167ZM1 147V146H0ZM33 147V146H32ZM128 147V146H127ZM137 147H139V146H137ZM152 147V146H151ZM162 147H164V146H162ZM199 148H200V145L198 146ZM222 147V148H221ZM227 147V148H228ZM29 148V147H28ZM27 148V149H28ZM31 148V147H30ZM29 148V149H30ZM131 148V147H130ZM135 148V147H134ZM219 148H221L220 150H219ZM245 148H247V147H245ZM39 149V150H40ZM153 149V148H152ZM152 149H150V150H152ZM162 149V148H161ZM26 150V149H25ZM135 150V149H134ZM136 150H138L137 148H136ZM139 150H141V147H140V149ZM154 150V149H153ZM162 150V151H163ZM240 150V149H239ZM97 151H100V150H98L97 149ZM96 151V152H97ZM127 151H129V150H127ZM133 151V150H132ZM148 151V150H147ZM149 152V151H148ZM152 152V151H151ZM150 152V153H151ZM259 152H261V151H259ZM5 153V152H4ZM87 153V152H86ZM85 153V154H86ZM89 153L87 154V156L89 155ZM145 153L147 154V152L145 151ZM245 153V152H244ZM8 155H9V153H7ZM84 154V155H85ZM131 154V153H130ZM149 154V153H148ZM0 155H1V153H0ZM7 155V156H8ZM44 155V154H43ZM53 155V156H54ZM55 155V156H56ZM128 155V154H127ZM154 155V154H153ZM156 155V154H155ZM195 155V156H194ZM4 156V155H3ZM12 156H14V155H12ZM54 156V157H55ZM95 156H94V158L93 159H95ZM142 156V155H141ZM194 156V157H193ZM220 156H226V162H225V164H219L218 163V158L220 157ZM9 157V156H8ZM18 157V156H17ZM85 158H83L84 160H86V155L84 156ZM139 158H140V156H138ZM161 157V156H160ZM168 157V156H167ZM20 158H22V156L20 157ZM88 158V157H87ZM92 158V157H91ZM129 158V157H128ZM134 158V157H133ZM137 158V157H136ZM149 158V157H148ZM156 158V157H155ZM154 158V159H155ZM256 158V157H255ZM9 159H12V158H9ZM55 159H57V158H55ZM77 159V158H76ZM76 159H74V161L76 160ZM89 160H90V162H92L93 160L92 159H90V158H88ZM146 159V158H145ZM161 159V158H160ZM18 160H20V159H17L16 161L17 162H19ZM49 160H51V159H49ZM48 160V161H49ZM89 160H88V162H89ZM92 160V161H91ZM159 160V159H158ZM196 160V161H197ZM260 160H262V158H260L259 159V161ZM48 161L47 160H45V164L43 165V166H41V167H39V169H38V171H37V173H35L34 174V177H33V175H32V179L33 178H38V176L39 177H41V174L43 173L42 172V170H44V169H46L47 170V168L46 167H48L49 165H51V166H56V163L55 162H53V161H55V160H51V161H49V163H48ZM57 161V160H56ZM61 161V162H62ZM77 161H79V160H77ZM76 161V162H77ZM87 161V160H86ZM142 161H144V159L142 160ZM149 161V160H148ZM39 162V161H38ZM41 162H42V160H41ZM40 162V163H41ZM50 162H52V163H50ZM67 162V161H66ZM89 162V163H90ZM128 162V161H127ZM126 162V163H127ZM195 162V161H194ZM68 163H70V162H67V164ZM74 163V162H73ZM72 163V164H73ZM196 163V162H195ZM244 163H245V160H244ZM251 163V162H250ZM250 163H249V168L246 166V164H245V166L249 169H247V171H248V173H251V172H254L253 171V169H255L256 168V166L254 165V166H251L250 167ZM17 164V163H16ZM21 164V163H20ZM65 164V163H64ZM66 164V165H67ZM71 164V165H72ZM197 164H199V162L198 163H196L195 164V166L197 165ZM9 165V168L11 167L10 166V164H8ZM36 165V164H35ZM37 165H39V164H37ZM63 165V164H62ZM70 165V164H69ZM68 165V166H69ZM70 165V166H71ZM176 165V164H175ZM178 165V164H177ZM192 165H194V163L192 164L191 163V166ZM239 165V164H238ZM237 165V166H238ZM241 165V164H240ZM242 165H244V164H242ZM241 165V166H242ZM259 165V164H258ZM20 166V165H19ZM69 166V167H70ZM127 167L128 165H124V167ZM171 166V165H170ZM190 166V167H191ZM199 167H200V165H198ZM244 166V167H245ZM260 166H262V165H260ZM6 167V166H5ZM16 167H17V165H16ZM20 167H22V166H20ZM68 167V168H69ZM72 167V166H71ZM70 167V168H71ZM78 167H79V165H78ZM82 167H84L85 168V165L84 166H82ZM81 167V168H82ZM185 167L183 168V169H185ZM202 167L203 168H205V165H202ZM7 168V167H6ZM12 168H13V166H12ZM12 168H10V169H12ZM29 168H32V167H28V168H26V169H29ZM37 168H38V166H37ZM49 168V167H48ZM67 168V167H66ZM128 168V167H127ZM168 168H170V167H168ZM187 168V167H186ZM196 169V171H197V168L198 167H195ZM201 168V167H200ZM199 168V171L201 172V170H203V169H200ZM236 168V167H235ZM239 168V167H238ZM242 168V170L244 171V169H243V166L241 167ZM10 169H8L9 171H10ZM14 169H16L15 171L17 172V169L18 168H15L14 167ZM14 169H12L13 171H14ZM78 169L79 168H77V171H78ZM124 169V168H123ZM130 169V168H129ZM174 169V168H173ZM182 169V168H181ZM234 169V168H233ZM263 169L264 168H262V171H263ZM20 170H21V168H20ZM19 170V171H20ZM23 170H25V169H23ZM37 170V169H36ZM35 170V171H36ZM63 170V169H62ZM75 170H76V168H75ZM80 170V169H79ZM191 170V172L193 171L192 169H190ZM208 170H210V171H208ZM242 170H240L241 172H242ZM256 170H257V168H256ZM7 171V170H6ZM59 171H61V170H59ZM67 171H68V169H67ZM70 171V170H69ZM126 171H127V169H126ZM186 171V170H185ZM189 171V170H188ZM196 171H194V173H190L191 175H192V178H194L193 177V174H195V179L197 178V173H196ZM234 171V170H233ZM23 172V171H22ZM21 172V173H22ZM33 172V171H32ZM62 172H65V171H62ZM184 172V171H183ZM187 172V171H186ZM185 172V173H186ZM198 172V171H197ZM204 172V171H203ZM213 172V174H214V172H215V170H213L212 171ZM240 172V173H241ZM259 172V174H260V171H257L256 173H258ZM264 172V171H263ZM263 172L260 174L261 176H259V177H261L262 178V176H263ZM6 173V172H5ZM7 173H9V172H7ZM11 173H13L12 171H11ZM27 173H29V170H28V172ZM50 173V172H49ZM56 173V176H57V171L55 172ZM73 173H76V171L75 172H73ZM123 173V172H122ZM202 173V172H201ZM205 173V172H204ZM229 173V172H228ZM234 173V172H233ZM255 173V174H256ZM10 174V173H9ZM9 174H8V176H9ZM33 174V173H32ZM53 174H54V172H53ZM77 174H78V172H77ZM173 174V173H172ZM206 174V173H205ZM245 174V173H244ZM23 175V177L26 175H24V173L22 174ZM31 175V174H30ZM29 175V176H30ZM62 175V174H61ZM68 175H70V173L68 174ZM80 175H82V174H80ZM187 175V174H186ZM219 175V174H218ZM228 175V174H227ZM239 175V174H238ZM250 175V174H249ZM258 175V174H257ZM28 176V174L26 175V177ZM45 176H46V174H45ZM44 176V177H45ZM48 176H51V175H49L48 174ZM47 176V177H48ZM54 176V175H53ZM53 176H52V179H54L53 178ZM64 176V175H63ZM117 176H119V175H117ZM123 176V175H122ZM248 176V175H247ZM3 177V176H2ZM2 177H0L1 179H2ZM14 178H16L15 176H13ZM19 177H21V176H19ZM24 177L23 178V180L21 179V185H22V190L25 188V190H24V192H23V194H18V195H22L23 197H21V198H23L22 200H23V203L21 204L22 206V209H21V211L19 212V214H18V216H17V218H16V227L18 228V229H21V230H28V228H25L26 227V224H30V226H32V230H36V232L38 233V235L39 236H45V234H47V232H48V228H51V227H54V226H52L53 225V221L54 222H56L55 220H52L51 218V216L49 217V219H46L45 218V220L43 219V218H38L39 217V215H41L40 213H39V215H38V217H37V215H36V209H35V207H34V205H33V203H32V201H31V197H32V191H33V188H32V186H31V184H28V181L29 180H31V179H27V178H29V177ZM55 177V176H54ZM120 177V176H119ZM159 177V176H158ZM185 177V176H184ZM183 177V178H184ZM190 177V176H189ZM241 177V176H240ZM244 177V176H243ZM252 177V176H251ZM5 178V177H4ZM13 178V179H14ZM36 178V179H37ZM236 178V177H235ZM249 178V177H248ZM247 177H245V179L244 178H242V179H238V176H237V181L235 180V182H233V184L230 186V185H226V186H223V187H221V191H222V189H225V191L222 193V194H225L224 195V197H223V200H222V197H220V196H222V194H221V192H220V196L217 194V195H213L214 197H215V200H214V203H217V202H215L216 200L219 202V203H221V202H223L225 199V197L226 196H228V194L226 193V189H230L231 188V190L230 191H232V190H235L236 191V193L237 192H241V191H249V194H251V195H247L245 198L244 197H242V198H244V200H242V201H245V203H243V204H245L243 207H242V203H239V201L237 202V203H239V204H241V208H240V205H239V207H238V209L236 210L237 212H242L243 214L245 213V215H246V213H247V215L249 214L250 215V213H253V212H255V218H254V220L251 222V225H250V227H249V230L247 231V234H246V241H245V244L244 245H240V248L238 247V241L240 240V238H239V240L237 241L238 243H236V242H231V241H227V240H225L224 239V237H222V236H225V235H223V234H225L226 232H228V231H230L231 229H233V228H236L237 227V223H235L234 222V220L232 219V220H227V221H225V222H223V224H222V228H220L221 229V231H219L218 233V236H216V238L211 242V244H209V245H207L206 247H202L203 249H200V250H198L197 252L195 251V253L193 252V255H191L190 256V258L188 259V261H187V264H217V262H218V259H217V261H216V257H219L218 255L220 254L221 256H222V254H224V255H229V256H233L232 255V251H234L235 250V253H236V248L237 249H239L240 250V252H243V255H242V253L240 254V255H238V256H240V257H242L241 259H240V257H239V259L238 260H241L240 262H242L243 260H245L246 259V261L244 262V263H240V264H247L246 262H247V257L245 258V256L247 255V254H249L250 252H252V250L254 251V249L256 250V248H259L260 247V245L262 244V242L263 241H258V232H259V230H260V228H261V224H263L264 223V208L262 209V210H260L259 211V209H258V207H260L261 205L260 204H262V205H264V198L262 199V201H261V197L263 196L264 197V191L263 190H260L259 189V187L261 188V185H260V183L258 182V184L257 183H255L256 182V180H254V179H252V178H250V179H248ZM0 179V180H1ZM13 179H11V180H13ZM26 181H25V180ZM39 179V178H38ZM46 179V178H45ZM49 179V178H48ZM52 179H49L50 181L52 180ZM194 179V180H195ZM204 179V178H203ZM218 179V178H217ZM220 179V178H219ZM16 180V179H15ZM33 180H35V179H33ZM47 180V179H46ZM89 180V179H88ZM106 180H109V179H106ZM113 180V179H112ZM193 180V181H194ZM202 180V179H201ZM251 180H253V182L251 181ZM264 179L262 178V180L260 181L261 183H262V181H263ZM20 181V180H19ZM24 181H25V183H24ZM38 181V180H37ZM49 181V182H50ZM63 181H64V179H63ZM72 181V180H71ZM90 181V180H89ZM88 181V182H89ZM92 182H94V180H91ZM190 181H191V179H190ZM192 181V182H193ZM196 181H199L198 179L196 180ZM217 181V180H216ZM222 181V180H221ZM258 181V180H257ZM12 181H10V184L8 183V185L7 184H5V186H2V187H6V186H10V187H8V188H10V191L12 190V189H14L13 187V185H16V184H13L12 185V183H11ZM31 182V181H30ZM29 182V183H30ZM43 182H44V180H43ZM184 182V181H183ZM182 182V183H183ZM189 182V181H188ZM200 182V181H199ZM199 182H197V183H199ZM222 182H224V181H222ZM2 184L4 183L3 181L1 182ZM5 183H6V181H5ZM36 183V182H35ZM65 183H67L66 181H65ZM221 183V182H220ZM231 183V182H230ZM229 183V184H230ZM18 184V183H17ZM33 184V183H32ZM79 184V183H78ZM77 184V186H79ZM88 184V183H87ZM93 184V183H92ZM187 184V183H186ZM190 184V183H189ZM215 184H216V186L218 185L217 184V182H215ZM224 184V183H223ZM226 184V183H225ZM224 184V185H225ZM264 184V183H263ZM262 184V185H263ZM4 185V184H3ZM34 185V184H33ZM85 185V184H84ZM83 185V186H84ZM90 185V184H89ZM88 185V186H89ZM260 185V186H259ZM13 186V187H12ZM17 186V185H16ZM92 186V185H91ZM222 186V185H221ZM259 186V187H258ZM38 187V186H37ZM193 187V186H192ZM12 188V189H11ZM15 188H17V187H15ZM51 188V187H50ZM64 188H65V186H64ZM191 188V187H190ZM219 188V187H218ZM20 189V188H19ZM85 189V188H84ZM213 189V188H212ZM216 189V188H215ZM264 189V188H263ZM5 190H6V188H5ZM21 190V189H20ZM37 190V189H36ZM252 190H255L254 192L255 193H253V191ZM258 190H260V191H258ZM7 191V190H6ZM14 191H16V189H14L13 191H12V193L14 192ZM17 191H18V189H17ZM51 191V190H50ZM256 191H257V193H259V194H256ZM263 191V192H262ZM8 192H9V190H8ZM20 192V191H19ZM216 192V191H215ZM219 192V191H218ZM252 192V193H251ZM262 192V193H261ZM6 193V192H5ZM228 193H231V192H229L228 191ZM234 193V192H233ZM233 193H231L229 196H231ZM247 192H245V194H246ZM9 194H10V192H9ZM14 194V193H13ZM36 194V193H35ZM227 194V195H226ZM239 194V193H238ZM248 194V193H247ZM254 194H256L255 196H254ZM8 195V194H7ZM53 195V194H52ZM234 195V194H233ZM237 194H235V197H237L236 196ZM244 195V194H243ZM259 195V196H258ZM262 195V196H261ZM9 196V195H8ZM71 196V195H70ZM228 196V197H229ZM258 196V197H257ZM261 196V197H260ZM34 197V196H33ZM234 197V198H235ZM241 197V196H240ZM239 197V198H240ZM14 198V197H13ZM19 198H20V196H19ZM35 198H36V196H35ZM221 198V199H220ZM227 198V197H226ZM230 198V197H229ZM238 198V197H237ZM236 198V199H237ZM241 198V199H242ZM7 199V198H6ZM8 199H11L10 197H8ZM32 199H34V198H32ZM68 199V198H67ZM177 198H175V200H176ZM214 199V198H213ZM41 200V199H40ZM42 200H44V199H42ZM231 200V199H230ZM39 201V200H38ZM40 202V201H39ZM228 202H229V200H228ZM231 202V201H230ZM44 203V202H43ZM223 203H226V201L225 202H223ZM198 204V203H197ZM222 204V203H221ZM39 205V204H38ZM57 205V204H56ZM216 205V207H217V204H215ZM223 205V204H222ZM228 205V204H227ZM236 205V204H235ZM238 205V204H237ZM39 206H41V205H39ZM218 206H221V205H218ZM224 206V205H223ZM230 206V205H229ZM264 207V206H263ZM218 208V207H217ZM225 208V207H224ZM261 208V207H260ZM226 209H227V207H226ZM229 209V208H228ZM225 210V209H224ZM223 210V211H224ZM228 211V210H227ZM219 212H221L220 210H219ZM229 212V211H228ZM53 214V213H52ZM217 214V213H216ZM243 214H242V216H243ZM229 215V214H228ZM246 215V216H247ZM46 216V215H45ZM49 216V215H48ZM217 216H218V214H217ZM47 217V216H46ZM235 217H236V215H235ZM250 217V216H249ZM57 218V217H56ZM60 218V217H59ZM58 218V219H59ZM245 218V217H244ZM243 218V219H244ZM226 219V218H225ZM228 219V218H227ZM245 220V219H244ZM247 220V219H246ZM251 220V219H250ZM108 222V220H106V218L105 219H101L100 220V223H105V222ZM243 221V220H242ZM67 222V221H66ZM68 223V222H67ZM49 224H51L49 227H48V225ZM241 224H242V222H241ZM55 225V224H54ZM65 225H67V224H65ZM220 226V225H219ZM141 227V226H140ZM139 227V228H140ZM14 228H15V226H14ZM13 228V230L15 231V233L17 232L15 229ZM65 229H63V230H67L66 229V227H64ZM17 229V230H18ZM62 229V228H61ZM144 229V228H143ZM12 230V229H11ZM52 231H53V228H52ZM69 231V230H68ZM142 231V230H141ZM35 232V233H36ZM57 232V231H56ZM60 232V231H59ZM14 233V232H13ZM64 233H65V231H64ZM69 233V232H68ZM18 234H22L21 232H19ZM50 234V233H49ZM57 234V233H56ZM227 234V233H226ZM53 235H55V234H53ZM52 235V236H53ZM137 235V234H136ZM135 235V236H136ZM243 235V234H242ZM261 235H262V238H263V233H261ZM19 236V235H18ZM68 236V235H67ZM134 236V237H135ZM48 237V236H47ZM55 237V236H54ZM141 237V236H140ZM242 237V236H241ZM53 238V237H52ZM57 239H59L60 238V236H59V238L58 237H56ZM62 238H65V236L64 237H62ZM62 238H60V240L62 239ZM68 238V237H67ZM226 238H227V236H226ZM244 238V237H243ZM211 239V238H210ZM53 240V239H52ZM66 240V239H65ZM245 240V239H244ZM260 240V239H259ZM50 241V240H49ZM69 241V240H68ZM233 241V240H232ZM243 240L241 239V242H242ZM46 242V241H45ZM54 242H56L55 240H54ZM59 242V241H58ZM56 243V244H59V243ZM64 242V241H63ZM62 241L60 242V244H62L63 243ZM209 242V241H208ZM207 242V243H208ZM240 242V243H241ZM244 242V241H243ZM42 243H44V242H42ZM152 243H154V242H152ZM210 243V242H209ZM29 242H28V244H27V246H26V248L29 246ZM157 244V243H156ZM242 244V243H241ZM53 245V244H52ZM55 245V244H54ZM263 245H264V243H263ZM63 246H65V244L63 245ZM153 246L154 245H149L148 246V248H147V250L148 251H151V249H153ZM34 247V246H33ZM55 247L57 248V246L55 245ZM25 248V249H26ZM51 248V247H50ZM53 248V247H52ZM262 248V247H261ZM260 248V249H261ZM24 249V250H25ZM66 249V248H65ZM263 249H264V247H263ZM32 250V249H31ZM238 250V251H239ZM258 250V249H257ZM30 251V250H29ZM55 251V250H54ZM26 252V251H25ZM60 252V251H59ZM239 252V253H240ZM262 252H264V250H262ZM29 253V252H28ZM234 253V254H235ZM30 254V253H29ZM51 254H54V253H51ZM57 254V252L54 254V256ZM244 254H246V255H244ZM32 255V254H31ZM34 255H35V253H34ZM59 255V254H58ZM26 256H27V254H26ZM47 256H49V255H47ZM57 256V255H56ZM243 256H244V258L245 259H243ZM31 257V256H30ZM32 257H34V256H32ZM37 257H39L38 255H37ZM62 257V256H61ZM187 257V256H186ZM227 257V256H226ZM235 257H237L236 255H235ZM260 258H261V260L263 259L264 260V258H262L261 257V255L259 256ZM49 258V257H48ZM27 259H28V257H27ZM31 259V258H30ZM29 259V260H30ZM32 259H34V258H32ZM30 260V262L29 263H26L25 262V260H24V262L26 263V264H36V262L34 261V260ZM38 259H40V258H38ZM42 259H43V256H42ZM41 259V260H42ZM51 259H52V255H51ZM55 259V258H54ZM54 259H53V261H54ZM60 260V258H57V260ZM222 259H224L223 257H222ZM230 259H232V258H230ZM230 259H227V261H229ZM50 260V259H49ZM48 260V262H50ZM58 260V261H59ZM105 260V259H104ZM186 260V259H185ZM236 260V259H235ZM251 261H252V259H250ZM34 263H33V262ZM39 261L40 260H38V262L37 263H39ZM65 261V260H64ZM153 261V260H152ZM152 261L150 260V264H153L152 263ZM183 261V260H182ZM181 261V262H182ZM221 261V260H220ZM249 261V260H248ZM9 262V261H8ZM48 262H45L46 264H49ZM55 262V261H54ZM54 262H51V264H54ZM148 262V261H147ZM170 262H172V261H170ZM181 262H180V264H181ZM239 262V261H238ZM250 262V261H249ZM262 262V261H261ZM148 263V264H149ZM164 263V262H163ZM174 264H175V262H173ZM224 263V262H223ZM233 263V262H232ZM231 263V264H232ZM7 264V263H6ZM9 264H14L13 262H9ZM19 264V263H18ZM55 264H57V262L55 263ZM65 264V263H64ZM147 264V263H146ZM155 264H157V263H155ZM237 264V263H236ZM249 264V263H248Z\"/></svg>",
    "mask_w": 264,
    "mask_h": 264
},
{
    "label": "snow or ice",
    "instance_id": "snow-or-ice-1",
    "mask_svg": "<svg viewBox=\"0 0 264 264\" xmlns=\"http://www.w3.org/2000/svg\"><path fill=\"white\" fill-rule=\"evenodd\" d=\"M124 68L126 69V63H125V65H124Z\"/></svg>",
    "mask_w": 264,
    "mask_h": 264
}]
</instances>
